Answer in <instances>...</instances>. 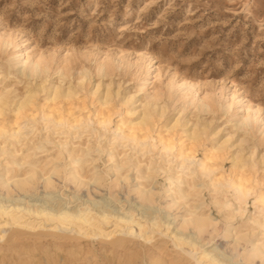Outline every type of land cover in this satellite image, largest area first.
<instances>
[{
	"label": "rangeland",
	"instance_id": "1",
	"mask_svg": "<svg viewBox=\"0 0 264 264\" xmlns=\"http://www.w3.org/2000/svg\"><path fill=\"white\" fill-rule=\"evenodd\" d=\"M0 41L9 42L0 47V97L5 95L9 102L8 112L0 117V122H12L18 116V124L29 123L23 116L16 115L15 107L27 89L38 91V85H45L46 89L60 85L64 90L75 92L83 98L84 110L90 114L99 106V95L109 90L113 122L119 114L137 118V112L126 116L125 111H139L144 98L157 94V106H165V113L156 124L157 131H164L174 123H177L178 133L186 128H206L211 133L202 142L206 147L230 137L224 172L230 170V158L240 155L243 162L251 163L259 183L264 184V0H0ZM26 52L32 57L41 56L49 67L47 73L24 74L23 67L16 62L22 59L20 54ZM13 55L18 57L7 62ZM99 63H107L108 70L97 72ZM61 64L67 74L58 72ZM183 82L191 83L193 88L191 92L186 91L184 100H175L179 91L183 92ZM143 83L145 87L141 90ZM97 85L99 88L92 96ZM170 92L175 98L171 103ZM130 95L134 102L120 107L121 98ZM45 96L47 93L38 92L37 101L42 103ZM205 97L213 101V110L197 105ZM63 103L58 105L66 107ZM248 107L260 111L252 117V127L245 134L236 126V119L244 115ZM72 112L77 115V107L73 106ZM48 131L39 123L34 134L29 128L23 130L26 138L21 137L17 147L7 145L10 141L4 143L5 150H0V174L22 175L31 170L30 165L9 163L13 159L6 151L17 150L16 160L22 154H29L30 161L41 163L36 169L37 182L33 190L26 193L12 185L6 192L0 187V198L13 199L32 192L33 197H26L31 200L42 195L46 189L39 176L48 175L56 163L65 165L70 160L66 149L71 150L73 143L78 153L85 148L84 159L88 161L82 173L87 176L108 168V179L112 180L117 161L122 154L129 155L120 169V174L128 176V182L113 184L107 180L109 185L105 187H93L92 183L75 186L64 180L61 173L52 177L54 198H60L64 205L69 201L67 206L71 208L84 205V200L101 198L106 200V207L117 213L124 211L115 201L119 200L125 209L130 204L134 206L135 217L140 216L139 200L132 185L151 182V179L137 178L139 173L133 160L140 153L115 145L113 151L121 156L109 160L107 137L89 134L77 138ZM47 138L50 142H46ZM201 153L202 148L198 147L196 158H200ZM56 156L58 162L51 160ZM151 156L158 163V153L154 151ZM144 163L142 161L138 168L143 170ZM154 171L160 191L168 186V181L160 170ZM206 180L197 178L195 182L200 192L198 201L188 196L181 202H186V206L202 203L203 208L199 210L219 221L215 232L208 228L201 235L202 242H208L206 247L217 245L227 255L235 256L236 252L220 233L224 225L220 215L223 211L211 203ZM174 185H170L172 194ZM181 186L187 188L185 184ZM161 197L156 196L147 210L149 216L160 219L168 215L166 220L171 222L176 216L187 214L186 208L178 203L165 208ZM139 209L144 211L145 208ZM253 211L248 199L244 219L236 218L234 225L246 222V216ZM33 223H40V219L36 218ZM11 228L7 227L0 239V264H194L179 256L168 238L155 232L150 242L132 236L118 243L114 241L118 233L106 238L85 236L70 229L54 232L46 225L34 230ZM259 231V228L253 230L255 238H260ZM236 249L241 251L239 247Z\"/></svg>",
	"mask_w": 264,
	"mask_h": 264
},
{
	"label": "bare ground",
	"instance_id": "2",
	"mask_svg": "<svg viewBox=\"0 0 264 264\" xmlns=\"http://www.w3.org/2000/svg\"><path fill=\"white\" fill-rule=\"evenodd\" d=\"M8 44V41H0V47ZM20 55H23V57L16 63L21 64L24 74L34 76L47 73L49 67L41 56L32 57L27 52ZM17 57L13 55L8 58L7 62H11ZM107 67V63H99L96 70L97 72L107 71ZM57 69L58 72L67 74L64 65H59ZM82 78L80 76V79ZM144 87L145 83L140 89L142 90ZM98 88L99 85L91 92L92 96ZM182 88L183 92L180 93L181 91H179V95L174 96L176 99L171 97V92L168 94L170 103L174 99L184 100L186 91L191 92L190 89L193 87L191 83L186 82ZM48 89L50 90L49 93ZM48 89L45 85H38V91H36L37 89H27L22 99L17 103L15 107L16 115L23 116L29 123L18 124L16 121L18 116L12 122H3L4 120L0 122L1 151L6 148L4 146L5 142L10 141V144L7 145L17 147L16 143L20 141L21 137L26 138L23 130L29 128L31 133L34 134L38 131L39 123L43 125L46 131L49 130L48 133L66 134L68 137L79 138L82 135L97 134L98 138L107 137L108 139L106 144L111 152L109 160L116 158L117 155L121 156V153L115 154L113 151L115 145L122 148L126 147L131 151L135 150L136 154L140 153L135 158L136 160H133V166L139 173L137 178L151 179V182L147 185L144 183L132 185V191L139 200L137 211L140 216L138 217H135L137 213L134 212V206L130 204L125 209L119 200L115 201L119 203L120 209L124 210L120 213L106 207L104 204L106 200L101 198L89 202L84 200V205L74 206L73 208L67 206L69 201H66L64 205L60 198H54L52 192L55 187V181L52 177L60 176L61 173L64 180L72 182L75 186H88L92 183L93 187H105L109 185V182L113 184L128 182V176L120 174V169L127 163L129 155L126 157V153H124L117 161L112 180L108 179V168L106 171L97 170L87 176L82 173L88 161L84 159L86 154L83 150L85 148L78 153L77 147L72 143L71 150L66 149L70 160L65 165L56 163L48 171V175L41 174L39 176L46 189L42 195L38 194L31 200H27L26 197H33L34 193L32 192L23 197L18 195L13 199L0 198V239L5 235L7 227L11 228L12 226L34 230L37 227L39 229L44 228L46 225L54 232L70 229L85 236L92 235L106 238L108 236L113 237V234L118 233L119 237L114 238V241L118 243L132 236L150 242L155 232L159 236L168 238L178 255L192 260L194 264H264V184L259 183L255 176L256 170L251 163L243 162L240 155L230 158V170L228 173L224 172L223 162L227 156L226 144L230 137L216 145L206 147L202 142L211 134L206 128L194 127L190 130L186 128L178 133L176 130L177 123H174L164 131H157L155 129L156 124L165 113V106H157L159 100L157 94H151L144 98L140 102L141 109L139 111H125L126 116H132L137 112V118L129 116L127 118L119 114L117 120L113 122L112 110L114 108L111 106L112 94L109 90L99 95L97 101L99 106L94 113L90 114L88 110H84L83 98L75 92L64 90L60 85L52 88L48 87ZM40 91L47 93L42 103L37 101V93ZM6 98L5 95L0 97V117H4L8 112L9 102ZM132 98V95L121 98L119 106L132 104L134 102ZM60 103L68 107L59 106ZM190 103H193V101ZM197 105L200 108L204 107L207 111L214 108L213 101L206 97L199 100ZM70 106L77 107V115L72 112ZM259 111V108L248 107L245 114L236 119V126L243 130L245 134L248 133L252 127V117L258 115ZM242 141H244L243 138ZM46 142H50L48 138ZM31 145L34 147L32 143ZM98 145L102 147L101 142ZM112 146L114 147L112 148ZM198 147L202 148L200 158H196L195 155ZM154 151L158 153V163H156L157 160L152 159L151 154ZM6 153L13 159L9 163L16 166L30 165L31 170L22 175L4 176L0 174V187L4 188L6 192L11 189L12 185L26 193L33 190L37 182L36 169H38V164L41 161H30L29 154H22L16 160L17 150L10 153L6 151ZM147 154H150V156L148 155L146 159ZM51 160L58 162L59 157H53ZM142 161H145L143 170L138 168ZM92 162L91 160L90 163ZM93 169H95V166H93ZM154 169L164 173L165 180L168 181V186H163L160 191L157 189V182L154 180ZM8 172L6 173L8 174ZM197 178L202 181L205 178L207 179L205 188H208L211 192V203L217 205V208L223 211L220 215L224 225L220 233L222 238L226 240V244L236 252L235 256L227 255L217 245L206 247L208 242L203 243L201 235L208 228H212L215 232L219 221H216L209 213L199 210L201 207L203 208L202 203L186 206V202H181L188 196L198 201L200 192L197 191L195 185ZM173 183L176 184L174 185V194L171 193L170 188ZM182 184H185L187 188H182ZM158 195H162L161 198L164 200L165 208L178 203L186 208L187 214L178 215L171 222L166 220L168 215H164L160 219H158V216H149V213L146 212L156 201ZM248 199H251L254 211L246 216V222L235 226L233 222L236 218L238 220L244 219ZM140 207H144V211L139 209ZM36 218L40 219V223H33ZM109 223L112 224L109 225ZM174 223L175 225L172 226ZM110 226L114 227L108 229ZM256 228L260 229L258 232L261 235L260 238H255L253 234V230ZM189 229L191 232L186 233ZM235 229L236 231L233 232ZM238 247L241 251L236 249Z\"/></svg>",
	"mask_w": 264,
	"mask_h": 264
}]
</instances>
